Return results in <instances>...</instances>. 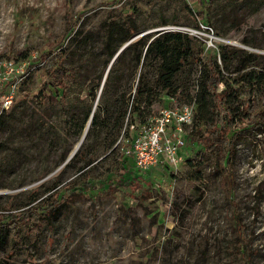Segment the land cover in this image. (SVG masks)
Masks as SVG:
<instances>
[{"label":"rangeland","instance_id":"obj_1","mask_svg":"<svg viewBox=\"0 0 264 264\" xmlns=\"http://www.w3.org/2000/svg\"><path fill=\"white\" fill-rule=\"evenodd\" d=\"M198 12L205 16L199 27ZM127 16L136 33L118 43L107 62L106 46L117 45L109 27ZM157 30L212 34L232 57L230 73L254 54L264 69V0H0V69L11 62L18 70L12 75H21L11 106L0 112V212L25 209L33 197L52 192L64 199L38 237L20 224L22 243L11 253L8 233L0 264H245L234 212L244 227L248 264H264V126L241 129L236 137L231 197L211 162L190 167L184 160L177 169L158 165L151 179L134 176L128 149L140 124L131 113L119 133L84 138L81 154L65 162L82 135H76L80 118L89 104L94 109L99 103L110 61L131 41ZM75 35L90 37L85 61L65 63L77 67L75 84L63 102L36 105L25 93L35 94L50 79L40 55L67 47ZM130 57L126 52L117 67L127 71ZM198 70L184 72L191 93ZM163 98L153 103L151 116L175 105ZM262 105L264 89L252 99V109ZM199 147L186 137L184 158Z\"/></svg>","mask_w":264,"mask_h":264},{"label":"trees","instance_id":"obj_2","mask_svg":"<svg viewBox=\"0 0 264 264\" xmlns=\"http://www.w3.org/2000/svg\"><path fill=\"white\" fill-rule=\"evenodd\" d=\"M213 1L209 0V3ZM187 8L189 12L194 13L189 5ZM204 17L203 12L195 15L198 27L197 22H201ZM72 30V27L69 28L67 34ZM136 30L134 22L128 16L121 22L112 23L109 32L116 33L117 45L110 48L106 46L107 62L118 43L134 36ZM89 38L84 36L80 39L75 35L67 47L59 46L40 55L39 59L50 79L43 81L35 94L26 92L25 96L38 106L63 102L70 90L69 86L75 84L77 76V67L69 65L77 66L76 62L82 64L85 61V45ZM224 48L225 46L217 44L215 50L205 49L201 39L180 30H157L152 34L141 35L128 43L118 59L112 63L101 89L99 103L94 109L92 104L88 105L77 124L76 135L80 136L83 132L91 113L85 140L99 136L103 131L119 133L128 113H131L133 121L137 119L138 124L145 122L152 115L153 103L164 100L163 97H173L178 104L194 102L193 123L185 136L189 140L197 141L200 147L184 160L190 167L213 163L222 174V182L227 185L226 189L231 197L234 180L232 158L236 137L241 129L252 130L264 126V105L256 110L252 109V99H256L264 89V69L257 66L259 54H254V58L241 61L239 68L230 73L232 57L226 55ZM126 52L131 53V57L129 67L124 71L117 66L122 64L121 58ZM66 62L69 63L68 66L65 65ZM140 63L141 69L137 73ZM32 66L33 64H30L28 67ZM196 67H199V70L195 84L192 83L194 92L191 93L190 83H187L189 79L184 76V72L188 70L191 75L192 71H196ZM227 71L229 73L226 75ZM136 74L138 77L134 83ZM219 84L224 85L220 90ZM232 84L238 85L237 88L232 89ZM92 93L91 91L90 94ZM238 101L240 110L236 105ZM83 148L84 142L71 159L79 156ZM89 162L91 160L79 166L78 170H82ZM55 184H52L53 188ZM259 193L261 188L258 189L257 197ZM63 202L61 192H52L41 198L33 197L28 202L32 204L25 209L0 212V249L5 245L9 232L13 237L10 253L22 243L20 224L27 232H32L35 238L38 237L43 224L49 218L51 220ZM231 203L234 204L233 201ZM233 218L238 231L239 252L244 257L245 264H248L244 227L235 212Z\"/></svg>","mask_w":264,"mask_h":264},{"label":"built area","instance_id":"obj_3","mask_svg":"<svg viewBox=\"0 0 264 264\" xmlns=\"http://www.w3.org/2000/svg\"><path fill=\"white\" fill-rule=\"evenodd\" d=\"M204 27L210 29L209 26ZM190 33L204 41L205 49L217 48V39L212 34L201 38L199 30H192ZM19 69L20 74H23L24 70ZM14 71L18 70L11 62H8V69H0V110L11 106L18 89L21 75L13 76ZM6 81L10 82L3 90ZM167 99L174 101L175 105L164 106L157 114L147 118L131 139L128 155L132 159V173L136 177L147 174L151 179V173L158 165L177 169L184 161L185 135L187 128L193 123L195 105L194 102L178 105L175 98Z\"/></svg>","mask_w":264,"mask_h":264},{"label":"water","instance_id":"obj_4","mask_svg":"<svg viewBox=\"0 0 264 264\" xmlns=\"http://www.w3.org/2000/svg\"><path fill=\"white\" fill-rule=\"evenodd\" d=\"M113 59H114V58H113ZM113 59L110 61L109 66H108V68L106 69V71L109 70V67H110V65H111V63H112V61H113ZM91 117H92V113H91V115H90V117H89V119H88V121H87V123H86V125H85V127H84V130H83V132H82V135H81V137H80L78 143H77L76 146L73 148V150H71V152L68 154V156H67L65 162H67L68 160H70V159L72 158V156L76 153V151L78 150L79 146L81 145V143H82L83 139L85 138L86 133H87V131H88V128H89V125H90V121H91Z\"/></svg>","mask_w":264,"mask_h":264},{"label":"bare ground","instance_id":"obj_5","mask_svg":"<svg viewBox=\"0 0 264 264\" xmlns=\"http://www.w3.org/2000/svg\"><path fill=\"white\" fill-rule=\"evenodd\" d=\"M76 146V145H75Z\"/></svg>","mask_w":264,"mask_h":264}]
</instances>
